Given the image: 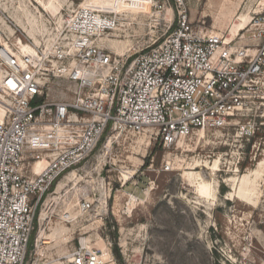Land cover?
I'll use <instances>...</instances> for the list:
<instances>
[{"label": "built area", "instance_id": "1", "mask_svg": "<svg viewBox=\"0 0 264 264\" xmlns=\"http://www.w3.org/2000/svg\"><path fill=\"white\" fill-rule=\"evenodd\" d=\"M84 1L47 15L38 44L0 35V264H107L85 239L51 253L52 220L72 221L49 212L61 199L57 183L105 136L152 128L169 148L195 130L222 128L264 97V12L250 57L233 56L221 36L194 28L182 4L173 29L137 55L118 56L100 44L115 20ZM254 133L252 124L238 128L246 138ZM91 207L83 201L79 210Z\"/></svg>", "mask_w": 264, "mask_h": 264}, {"label": "rangeland", "instance_id": "2", "mask_svg": "<svg viewBox=\"0 0 264 264\" xmlns=\"http://www.w3.org/2000/svg\"><path fill=\"white\" fill-rule=\"evenodd\" d=\"M81 1L57 0L61 7L52 16L35 0H0V35L38 44L47 15L57 18ZM84 3L115 20L100 44L118 56L137 55L173 29L180 4L194 28L221 36L233 56L250 57L260 44L255 20L264 0ZM248 124L255 133L246 138L238 128ZM107 137L57 183L61 199L49 212H67L72 221L52 220L50 232L64 233L53 239L54 256L85 239L96 249L101 241L118 264L112 253L115 230L121 264H264V97L252 99L222 128L195 130L169 148L152 128L113 136L106 146ZM83 201L92 203L86 214L79 210Z\"/></svg>", "mask_w": 264, "mask_h": 264}, {"label": "bare ground", "instance_id": "3", "mask_svg": "<svg viewBox=\"0 0 264 264\" xmlns=\"http://www.w3.org/2000/svg\"><path fill=\"white\" fill-rule=\"evenodd\" d=\"M36 4L44 11V12H47L49 13L50 15L52 16H55L58 11L60 10V5L57 3V0H47L46 3H44L42 0H35ZM149 6H150V1H149ZM0 42L1 39H0ZM27 51L29 52H32L34 53L35 49L33 47H26L25 48ZM110 138H107V141H106V146L107 144L110 145ZM44 166V163L43 162H38L35 166V169L36 171H39L42 167ZM74 173V171L72 172ZM71 173V174H72ZM132 198V197H131ZM133 199V198H132ZM103 205L106 207V200L104 201ZM133 206V205H132ZM60 233V234H59ZM64 235L63 231L62 230H56L54 229L50 234L49 236L46 238V240H51V241H54L53 239H55L56 237L58 236H62ZM100 245L98 246V250L102 253V256H103V259L106 263H109V264H113L112 263V260H110V256H109V253L107 252L106 248L104 247L103 243L100 241L99 242Z\"/></svg>", "mask_w": 264, "mask_h": 264}, {"label": "trees", "instance_id": "4", "mask_svg": "<svg viewBox=\"0 0 264 264\" xmlns=\"http://www.w3.org/2000/svg\"><path fill=\"white\" fill-rule=\"evenodd\" d=\"M112 235H113V237H112L113 238L112 253L115 256L116 260L118 261V264H121V257H120V254H119V250H118V248H117V246L115 244V240H116V232H115V230L112 233Z\"/></svg>", "mask_w": 264, "mask_h": 264}, {"label": "crops", "instance_id": "5", "mask_svg": "<svg viewBox=\"0 0 264 264\" xmlns=\"http://www.w3.org/2000/svg\"><path fill=\"white\" fill-rule=\"evenodd\" d=\"M74 1H80V0H74ZM44 12V11H43ZM42 26H43V23H42ZM44 27V26H43ZM0 39H1V36H0ZM1 41H2V39H1ZM36 42V41H35ZM104 203V202H103Z\"/></svg>", "mask_w": 264, "mask_h": 264}]
</instances>
